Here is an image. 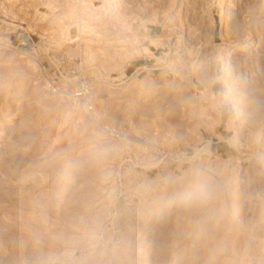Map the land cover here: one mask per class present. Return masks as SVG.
<instances>
[{"label": "rangeland", "instance_id": "1", "mask_svg": "<svg viewBox=\"0 0 264 264\" xmlns=\"http://www.w3.org/2000/svg\"><path fill=\"white\" fill-rule=\"evenodd\" d=\"M50 1L0 0V264H264V0H84L80 34ZM80 74L91 111L45 84Z\"/></svg>", "mask_w": 264, "mask_h": 264}, {"label": "built area", "instance_id": "2", "mask_svg": "<svg viewBox=\"0 0 264 264\" xmlns=\"http://www.w3.org/2000/svg\"><path fill=\"white\" fill-rule=\"evenodd\" d=\"M75 7H76V12H77V18L79 20V25L75 26V30L77 34H80L82 31V14H83V8L85 6L84 0H71ZM1 20V19H0ZM22 40L19 41L20 45H26V44H33L36 47V43L33 41L32 35L30 33H24L22 36ZM76 42V47H77V54L76 55H70V54H63L59 58H55L54 56H50V52H47V55H49L48 64H52V66L55 67V73L58 72L60 76L64 74V68L68 64H78L81 68L80 71L83 72V64H86L85 58V47L84 43L81 39L75 40ZM2 46V42L0 40V47ZM38 47V46H37ZM78 86L70 89L69 91L67 90H61V88L57 85V82L50 78L47 77L45 79V84L48 87L50 91L53 93L60 94L62 96H72L77 99H82L89 111L92 110L91 107V98H92V85L90 81L85 78L82 74H80V79L78 80ZM106 132H109L111 135H114L116 137H120L123 135V131L118 129V128H105Z\"/></svg>", "mask_w": 264, "mask_h": 264}, {"label": "crops", "instance_id": "3", "mask_svg": "<svg viewBox=\"0 0 264 264\" xmlns=\"http://www.w3.org/2000/svg\"><path fill=\"white\" fill-rule=\"evenodd\" d=\"M97 1H103V3L100 5H95L94 2H92L93 7H103L107 8L109 10L110 15H112V18H116L118 12L122 11L123 13H126L128 9H130L131 5V0H97ZM54 0L50 1L51 5L53 4ZM106 2V4H105ZM140 7V6H139ZM138 7V12L140 14L144 13V10L140 11ZM105 8V9H106ZM104 9V10H105ZM111 11V12H110ZM142 17V15L139 16V18ZM153 19L150 18H145V23H146V30H143V36L145 39V44L142 45V49L146 54V56H143L144 62L141 64H128L130 66V69L132 70L131 73H135L138 70L144 71L146 69H157V67H154L153 65V60L157 58L155 54V49L157 50L159 47H162V42L158 43L159 39V34L156 33L153 29L154 25H157V23L152 21ZM151 26V27H150ZM72 27V26H71ZM74 28V26H73ZM72 36V35H71ZM159 44V45H158ZM149 61L151 64H146V62ZM144 63V64H143ZM230 102L225 101V104L230 105ZM233 107V106H232ZM230 108H226L223 110L225 120H231V115L229 114ZM221 141V140H220Z\"/></svg>", "mask_w": 264, "mask_h": 264}, {"label": "bare ground", "instance_id": "4", "mask_svg": "<svg viewBox=\"0 0 264 264\" xmlns=\"http://www.w3.org/2000/svg\"><path fill=\"white\" fill-rule=\"evenodd\" d=\"M226 13V8L225 7H223V9H222V15H224ZM160 41V38H159V40H158V42ZM163 41V40H162ZM161 41V42H162ZM161 44V43H160ZM159 45V44H158Z\"/></svg>", "mask_w": 264, "mask_h": 264}]
</instances>
